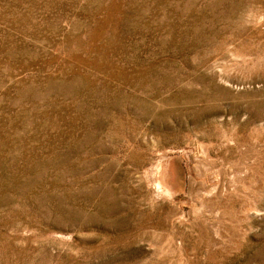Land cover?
Segmentation results:
<instances>
[{
    "label": "rangeland",
    "instance_id": "1",
    "mask_svg": "<svg viewBox=\"0 0 264 264\" xmlns=\"http://www.w3.org/2000/svg\"><path fill=\"white\" fill-rule=\"evenodd\" d=\"M0 264H264V0H0Z\"/></svg>",
    "mask_w": 264,
    "mask_h": 264
},
{
    "label": "bare ground",
    "instance_id": "2",
    "mask_svg": "<svg viewBox=\"0 0 264 264\" xmlns=\"http://www.w3.org/2000/svg\"><path fill=\"white\" fill-rule=\"evenodd\" d=\"M248 150V149H247ZM181 159V158H180ZM158 167V166H157ZM159 168V167H158ZM160 169V168H159ZM231 174V173H230ZM168 172H167V168H166V166H161V174H160V176H159V181L158 180H156L157 182H156V184L158 183H160V184H162L166 189H169V188H171V182H169L168 181ZM181 175V174H180ZM170 178V177H169ZM178 178V177H177ZM216 180V179H215ZM157 184V185H158ZM157 185H155V186H157ZM161 185H159V187H160ZM159 187H153V188H155V189H157V188H159ZM211 188V187H210ZM160 189V188H159ZM158 190V189H157ZM156 190V191H157ZM172 190V189H171ZM207 191V190H206ZM210 191V190H209ZM158 192V191H157ZM161 192H162V190H161ZM167 192H168V190H167ZM169 192H171V191H169ZM206 193V192H205ZM164 194H166V192H164ZM157 195V194H156ZM207 195V194H206ZM169 196V195H168Z\"/></svg>",
    "mask_w": 264,
    "mask_h": 264
}]
</instances>
